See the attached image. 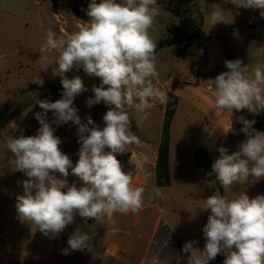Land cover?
Listing matches in <instances>:
<instances>
[{
	"label": "rangeland",
	"instance_id": "374dc122",
	"mask_svg": "<svg viewBox=\"0 0 264 264\" xmlns=\"http://www.w3.org/2000/svg\"><path fill=\"white\" fill-rule=\"evenodd\" d=\"M157 2L160 15L149 30L157 43L158 76L152 79L156 87L168 90L179 99L170 131L171 185L160 188L156 180V158L165 119L163 106L156 101L140 127L136 124V111L130 110V131L139 138V143L129 145L117 156L130 154L122 167L131 173L135 187L144 188L143 209L138 214L116 212L111 217L105 216L100 221L89 219L86 223L77 215L75 223L59 237L50 239L31 222L23 223L17 217L16 197L23 194L20 182L28 178L22 172L13 171L12 154L6 148V141L11 136L36 134L40 125L34 113L41 111L35 104L36 93L38 99L61 98L60 77L53 74L57 69V53H48L46 61L40 59L39 49L46 31L52 28L59 36L68 38L79 31L89 17L81 0H0V264H187L183 244L197 240L196 247L202 249L205 243L202 228L210 213L202 210L203 199L214 193L229 199L245 191L250 198L264 194V179L224 189L218 181L212 183L211 171L195 163V154L200 149L207 150L214 162L219 156V147H226L231 154L238 150L239 142L246 139L236 127L237 134H222L219 130L217 117L222 112L214 109L213 92L208 87L213 88L211 79L227 69L224 63L218 68L204 64L206 47H210L212 41L205 45L196 41L186 51L185 58L177 56L176 45L161 48L162 43L172 40L170 29L179 25V13H184L201 27L200 35L221 41L224 51L225 47L229 48L244 66L249 65L251 72L256 64L264 65V49L252 58L247 54L253 41L256 47L264 46L261 10L237 9L226 0ZM212 3L225 9L224 22L211 24L208 5ZM196 62L201 65L199 72ZM66 75L69 78L79 75L89 89L74 101L81 120L86 123V116L90 114L102 128L107 107L100 103L88 108L85 104L86 98L94 95L91 87L99 85V78L87 76L82 68H74ZM248 115L252 113L246 109L236 112L235 122L237 117ZM48 120H53L51 112ZM53 127L55 135L63 141L61 150L75 163L79 149L77 126L69 122L60 126L53 124ZM142 156H147L146 162L141 160ZM137 164L142 166L137 167ZM57 176L60 178L59 174ZM67 180L79 184L73 175ZM157 188L162 195H156ZM77 227L93 237L91 251L61 254Z\"/></svg>",
	"mask_w": 264,
	"mask_h": 264
},
{
	"label": "clouds",
	"instance_id": "9594fccd",
	"mask_svg": "<svg viewBox=\"0 0 264 264\" xmlns=\"http://www.w3.org/2000/svg\"><path fill=\"white\" fill-rule=\"evenodd\" d=\"M235 8L260 9L264 18V0H226ZM212 25L224 22L225 9L217 3L208 5ZM157 0H91L86 9L89 17L79 31L65 38L52 28L46 31L41 45L40 59L47 60L55 52L60 77L61 98L55 101L38 99L35 104L41 111L34 113L40 127L35 135L11 136L6 148L12 154L13 171L22 172L28 179L21 181L23 194L16 197L15 210L21 222H31L43 235L54 239L75 223L77 215L85 223L100 221L116 212L138 214L143 209V187H135L132 175L125 172L119 154L139 138L130 131V110L137 113L140 127L150 116L154 103L166 102L167 93L156 87L153 79L157 71V43L149 33L160 15ZM264 46L256 47L253 41L247 50L254 57ZM223 71L211 79L213 107L229 113L247 110L259 115L264 111V65L256 64L249 72L239 58L225 60ZM82 68L89 77L99 78V85H92L94 94L86 98L88 108L103 103L107 107L98 126L91 115L86 123L74 105L77 96L89 89L83 79L66 73ZM53 120L49 122L48 113ZM71 122L77 126L78 160L73 163L64 153L56 128ZM243 125L239 133L245 140L238 150L219 147L218 158L212 163V173L224 189L234 185L253 183L264 179V131L253 127L256 121L237 117ZM237 134L232 126L228 130ZM142 156V161H147ZM137 164V167H141ZM59 174V177L57 176ZM77 177L69 183L67 177ZM156 195H162L159 188ZM202 210L209 211L202 228L203 248L196 247L197 240L186 241L182 251L187 254V264H210L223 256V264H264V194L249 197L246 191L233 199L213 194L202 200ZM92 239L80 227L70 234L68 247L61 250L91 251Z\"/></svg>",
	"mask_w": 264,
	"mask_h": 264
},
{
	"label": "trees",
	"instance_id": "16d2710c",
	"mask_svg": "<svg viewBox=\"0 0 264 264\" xmlns=\"http://www.w3.org/2000/svg\"><path fill=\"white\" fill-rule=\"evenodd\" d=\"M85 7H88L87 0H81ZM121 2V0H118ZM180 23L178 26H174L170 29L172 40L170 42H164L161 44V48L168 44L176 45L178 47L177 56L179 58L186 57V51L194 45L197 41V37L201 34V27H198L195 20L187 17L184 13H179ZM225 53L228 60H234L236 57L232 54L231 50L225 47ZM179 99L172 93L167 94L166 112L163 125L162 138L158 150V160L156 164V180L157 185L160 188L168 187L171 185V167H170V153H171V126L178 109ZM2 116V112H0ZM245 119L255 120L256 123L253 127L259 131H264V111L259 115H248ZM237 129L243 127L239 122L234 123ZM130 158V154H124L118 159L121 165L126 163ZM195 163L198 167L207 169L212 172L211 165L213 163L209 152L205 149H200L195 154ZM210 180L215 181V174L210 176ZM223 256H217L210 264H223Z\"/></svg>",
	"mask_w": 264,
	"mask_h": 264
},
{
	"label": "crops",
	"instance_id": "0c3cea01",
	"mask_svg": "<svg viewBox=\"0 0 264 264\" xmlns=\"http://www.w3.org/2000/svg\"><path fill=\"white\" fill-rule=\"evenodd\" d=\"M212 43L214 45L213 47H211ZM211 46L206 47V50H205L206 57H205L204 64L208 67L210 66L209 68H214V67L218 68L220 64L224 63V61L227 60V56H226L224 49L222 48V42L221 41L212 40ZM213 48H214V50H213ZM195 68L198 69V72L200 71L201 65L199 64V62L198 63L196 62ZM208 88H209V90H212L211 86H209ZM162 91H165L167 94L169 93V91L166 89L162 90ZM166 102H167V100H166ZM166 102H164V103L160 102V104L163 106L164 113L166 112ZM235 113H236V111H234V114L232 116L229 113L222 112L221 116L217 117V120L219 121V123H218L219 130L222 132V134L229 133L228 130L231 128V126L233 128H235V125H234ZM157 159H158V156L156 158V162H157ZM155 167H156V165H155Z\"/></svg>",
	"mask_w": 264,
	"mask_h": 264
},
{
	"label": "water",
	"instance_id": "95a60500",
	"mask_svg": "<svg viewBox=\"0 0 264 264\" xmlns=\"http://www.w3.org/2000/svg\"><path fill=\"white\" fill-rule=\"evenodd\" d=\"M212 40H213V37H205L204 35H200L197 37V41L203 45L207 44L208 42Z\"/></svg>",
	"mask_w": 264,
	"mask_h": 264
},
{
	"label": "built area",
	"instance_id": "2783aa9c",
	"mask_svg": "<svg viewBox=\"0 0 264 264\" xmlns=\"http://www.w3.org/2000/svg\"><path fill=\"white\" fill-rule=\"evenodd\" d=\"M37 4H40L39 2H36Z\"/></svg>",
	"mask_w": 264,
	"mask_h": 264
}]
</instances>
